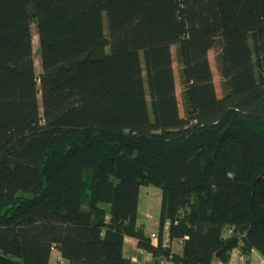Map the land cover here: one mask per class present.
<instances>
[{
    "label": "trees",
    "instance_id": "16d2710c",
    "mask_svg": "<svg viewBox=\"0 0 264 264\" xmlns=\"http://www.w3.org/2000/svg\"><path fill=\"white\" fill-rule=\"evenodd\" d=\"M127 237L264 259V0H0V264H130Z\"/></svg>",
    "mask_w": 264,
    "mask_h": 264
},
{
    "label": "crops",
    "instance_id": "0c3cea01",
    "mask_svg": "<svg viewBox=\"0 0 264 264\" xmlns=\"http://www.w3.org/2000/svg\"><path fill=\"white\" fill-rule=\"evenodd\" d=\"M159 199L158 203H150V198ZM162 192L159 188L154 186L141 187L139 195L138 207V224L142 225L151 237L153 243H157V235L159 230V219L161 210ZM107 205V206H106ZM104 207L109 210L110 205L106 204ZM173 251H180V248L173 244ZM254 253V252H253ZM252 253V254H253ZM122 255L130 264H176L172 259L154 258L151 253L138 246L137 241L133 238H125L123 243ZM61 256L59 252L54 249L52 251L50 264H60ZM62 260V259H61ZM243 259L241 255L234 251L228 264H241ZM251 264V257H250Z\"/></svg>",
    "mask_w": 264,
    "mask_h": 264
},
{
    "label": "rangeland",
    "instance_id": "374dc122",
    "mask_svg": "<svg viewBox=\"0 0 264 264\" xmlns=\"http://www.w3.org/2000/svg\"><path fill=\"white\" fill-rule=\"evenodd\" d=\"M33 43H34L33 52H34V58H35V63H36V69H37V72L39 73L40 72L39 61H38L39 60V54H38V48L39 47H38V42H37L36 37H34ZM173 52H175V51H173ZM215 54H216V50H211L209 53V58H210L212 69L214 71V81H215L217 88H218V94L221 95V82H222V80L217 73V68H216V63H215ZM174 66H175V70H176L177 92H178L179 104H180L181 113L183 114V105H182V100H181V87L179 85L178 68H177L176 62L174 64ZM149 200H150V203H152V202L158 203V201H159V199H154L153 196ZM59 263L61 264L60 260H59ZM251 264H264V259L262 257H260L257 252H254L251 255Z\"/></svg>",
    "mask_w": 264,
    "mask_h": 264
},
{
    "label": "built area",
    "instance_id": "2783aa9c",
    "mask_svg": "<svg viewBox=\"0 0 264 264\" xmlns=\"http://www.w3.org/2000/svg\"><path fill=\"white\" fill-rule=\"evenodd\" d=\"M164 246H171V243L169 242V240H166L164 242ZM239 253V252H238ZM61 264H66L63 260L60 259ZM212 264H221L220 262H213ZM245 264V263H242Z\"/></svg>",
    "mask_w": 264,
    "mask_h": 264
}]
</instances>
